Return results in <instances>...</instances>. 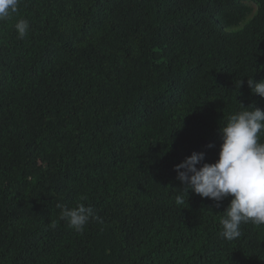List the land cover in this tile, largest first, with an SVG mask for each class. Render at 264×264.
Here are the masks:
<instances>
[{
    "label": "trees",
    "instance_id": "trees-1",
    "mask_svg": "<svg viewBox=\"0 0 264 264\" xmlns=\"http://www.w3.org/2000/svg\"><path fill=\"white\" fill-rule=\"evenodd\" d=\"M248 79L264 0H20L0 22V264H264V225L220 235L230 196L175 202L174 166L214 163L240 104L264 110ZM78 203L103 222L60 220Z\"/></svg>",
    "mask_w": 264,
    "mask_h": 264
},
{
    "label": "clouds",
    "instance_id": "clouds-1",
    "mask_svg": "<svg viewBox=\"0 0 264 264\" xmlns=\"http://www.w3.org/2000/svg\"><path fill=\"white\" fill-rule=\"evenodd\" d=\"M19 3L20 0H0V22L8 21L18 11ZM14 27L19 39L27 36L29 23L26 19L17 21ZM247 84L252 93L264 98V80L254 83L253 79H248ZM240 107L241 110L230 115L220 129L222 143L214 163H202L205 153L193 152L174 166L176 178L183 185L176 204L185 205L189 190L201 198L213 200L217 207L225 198L231 197L220 219V235L229 241L241 236L242 224L264 225V142H261L264 110L252 105L240 104ZM56 206L61 209L60 220L66 221L78 233L84 231L90 220L103 222L94 209L84 203H78L74 208L62 204ZM50 227L55 228L56 222Z\"/></svg>",
    "mask_w": 264,
    "mask_h": 264
}]
</instances>
